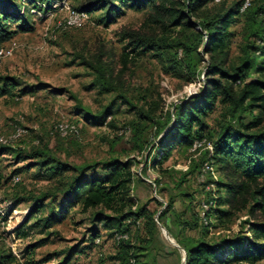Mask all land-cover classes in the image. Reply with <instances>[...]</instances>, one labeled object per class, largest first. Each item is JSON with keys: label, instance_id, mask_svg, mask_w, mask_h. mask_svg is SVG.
<instances>
[{"label": "rangeland", "instance_id": "obj_1", "mask_svg": "<svg viewBox=\"0 0 264 264\" xmlns=\"http://www.w3.org/2000/svg\"><path fill=\"white\" fill-rule=\"evenodd\" d=\"M85 1L56 0L42 5L0 0V10H17L32 27L30 32L15 33L0 43V76L17 84L14 95L0 97V252L11 251L17 258L15 264H121V246L111 235V220H92L96 210L83 211L75 193L65 196L58 191L77 172L66 170L59 179L50 178L40 163L44 156L34 155L41 152L72 166L99 162L84 172L86 176L103 177L107 170L102 165L112 159L131 163L132 209H144L154 224L143 217L125 221L129 264H183V246L191 239L216 246L217 258L212 264H249L226 262L232 251L226 242L250 238L249 225L264 218L251 216L249 206L225 204L207 211L206 203L213 197L226 199L231 183L241 180L232 161L225 164L212 158V143L223 127L248 123L252 119L249 110L230 118L227 104L217 98L200 128H193L199 129L201 139L192 145L179 144L169 131L176 108L202 104L193 97L206 88L208 78H217L206 73L214 57L201 43L195 73L185 67L174 70L165 54L135 48L127 35L165 37L168 45L189 37L194 44L198 23L213 13L235 3H240L243 13L263 0H204L199 8L186 13L190 26L183 25V20L176 24L168 19L153 21L156 1L142 6L131 0L115 2L117 11L109 14L100 7L89 12L75 9ZM75 13L85 15L76 17ZM242 13L229 28L232 36L226 67L244 56ZM8 24L14 31L17 24ZM254 45L264 46V42ZM178 53L180 60V50ZM255 55L257 61L246 81L264 83L262 56L260 52ZM97 60L113 85L108 92L93 84L95 73L86 64ZM58 123L73 124L76 131L62 136L55 131ZM160 126L166 128L157 135ZM162 152L169 154L162 158ZM42 193L51 196L32 213V199ZM103 213L113 216L109 211ZM48 215L51 223L46 226ZM93 228L99 235L95 242ZM255 264H264V259Z\"/></svg>", "mask_w": 264, "mask_h": 264}, {"label": "trees", "instance_id": "obj_2", "mask_svg": "<svg viewBox=\"0 0 264 264\" xmlns=\"http://www.w3.org/2000/svg\"><path fill=\"white\" fill-rule=\"evenodd\" d=\"M24 1L49 5L56 0ZM123 1L87 0L82 3L83 5L75 9L80 12H89L93 8L100 7L104 8L106 13L109 14L117 11L115 2ZM131 1L141 6L156 1V4H152L154 12L151 17L153 21L162 23L164 19H168L176 24L183 20V25L188 26H190V22L186 13L199 8L204 2V0ZM175 5L180 7H175ZM240 8V3H235L227 10L217 11L198 23L200 31L193 33L194 44H192L189 37L186 40H178L174 44L168 45L165 37L147 36L137 32L129 33L127 36L135 48L141 47L143 50L152 49L162 52V54L166 55V62L171 69L175 70L185 67L191 74L195 73L198 62L201 59L197 52V46L204 43L205 52H208L212 58L214 57L208 64L206 73L217 75V78H208L206 88L199 96L193 97V99L200 98L203 101L202 104L186 103L180 104L176 108L169 131L174 132V140L179 144L192 145L195 140L201 139L202 135L197 137L199 129L194 131L193 128L195 125L200 128L203 124L204 116L211 109L217 98H220L222 103L227 104L230 118H236L241 110H249L252 119L248 123H239L236 128L229 125L223 127L216 140L212 143V158H216L225 164H228V161H232L233 168L238 170L241 180L231 183L227 190L228 197L226 199H221L220 197L208 199L206 201L208 204L207 211L211 208H219L225 204L232 208L249 206L247 212L251 216L259 214L264 218V83L255 79L246 81L257 61L256 52H260L262 64H264V46L254 45L256 41L264 42V0L261 3L252 4L243 13ZM240 13L245 18L243 27L246 42L244 56L241 57L238 63H233L226 67L224 60L228 55V46L232 36L229 28ZM10 21L17 24L14 31L9 29L8 23ZM31 30L32 27L21 19L17 10L12 12L0 10V43L8 41L15 33L30 32ZM171 47L174 49L173 51L169 50ZM178 50H180L182 55L180 60L177 59ZM122 58L124 65H126L127 56L123 55ZM86 64L95 73L94 85L107 92L113 89V85L106 78L105 70L99 60L94 63L87 61ZM259 69L261 68H256V70ZM16 85L11 78L0 76V97L14 95L13 92L16 89ZM234 86H237L238 89H234ZM253 109H256L258 114L253 115ZM164 128L166 126H160L157 130V135ZM55 131L61 135L56 127ZM168 152H162V158L167 157ZM34 155L44 156V160L40 163L45 167V171L50 178L59 179L64 171L75 170L77 175L67 183L65 188L58 191L65 196L75 193L83 211L96 210L92 220L101 217L109 218L114 233L125 234L127 227L124 223L129 219L143 217L147 218L146 222L148 224H154V219L144 209H132L130 197L132 171L130 169L131 163L128 161L120 162L112 159L104 162L102 168L107 170V173L103 177H98L97 175L86 176L84 172L98 166L99 162H95L93 165L72 166L47 157L41 152H36ZM49 196H51L50 193H42L39 196H35L32 199L31 212H38L43 207L44 198ZM103 211L112 212L113 216L103 215ZM219 211L225 214L230 213L229 211ZM44 220L46 226H49L51 215H48ZM15 230L19 232L18 228H15ZM93 232L92 242H95L99 235L95 233L96 229L94 228ZM249 232L251 234L250 238L243 237V240L226 242L229 249L232 250L225 257L226 262L255 264L257 261L264 259V221L251 223ZM114 233L111 235L114 236ZM22 235L24 236V233ZM117 241L121 246L119 249V256L122 259L121 264H129L126 259V255H130L128 240L120 239ZM183 247L185 249L183 264H212L217 258L216 246L209 244L203 239H191L189 244ZM16 262L17 258L11 251L0 252V264H15ZM62 264H66V261Z\"/></svg>", "mask_w": 264, "mask_h": 264}, {"label": "built area", "instance_id": "obj_3", "mask_svg": "<svg viewBox=\"0 0 264 264\" xmlns=\"http://www.w3.org/2000/svg\"><path fill=\"white\" fill-rule=\"evenodd\" d=\"M84 13H75L76 17H81L84 16ZM71 23L74 22V20L70 21ZM56 128L58 129V131L61 133V135H66L69 132H75L76 131V127L73 124L70 123H58L56 125ZM114 237L116 240H120V239H126V234L124 233H114ZM130 263H133V260L130 259Z\"/></svg>", "mask_w": 264, "mask_h": 264}]
</instances>
